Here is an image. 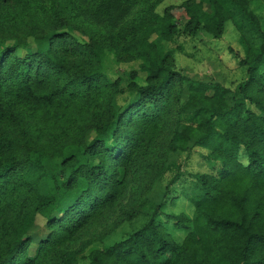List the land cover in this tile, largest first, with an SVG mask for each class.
Returning <instances> with one entry per match:
<instances>
[{"label": "trees", "instance_id": "16d2710c", "mask_svg": "<svg viewBox=\"0 0 264 264\" xmlns=\"http://www.w3.org/2000/svg\"><path fill=\"white\" fill-rule=\"evenodd\" d=\"M163 1L0 0V264H78L96 242L86 264H264V24L248 0L158 14ZM227 22L246 72L234 91L172 69L179 33L217 40ZM130 62L118 105L109 70ZM195 149L211 172L194 176L191 214L168 212L177 197L155 186Z\"/></svg>", "mask_w": 264, "mask_h": 264}, {"label": "rangeland", "instance_id": "374dc122", "mask_svg": "<svg viewBox=\"0 0 264 264\" xmlns=\"http://www.w3.org/2000/svg\"><path fill=\"white\" fill-rule=\"evenodd\" d=\"M183 1L164 0L157 7L156 11L158 14H162L165 7L170 5L178 6ZM248 3L249 10L264 24V0H248ZM74 35L79 37L77 34ZM238 39L239 33L231 22L225 24L224 33L217 40L209 39L201 33L196 37L179 33L174 41L167 45L172 50L171 67L174 71L194 81L212 80L234 91L246 79L245 69L239 66L238 58L234 57L232 53H238L237 56L239 58L243 56L242 47H240ZM137 68V62H130L114 65L109 70L111 80L120 78L123 81L122 92L117 96L118 105H123L129 101L132 93L127 90L128 75L130 71ZM186 121L188 120L184 119L183 122L186 123ZM210 172L211 167L208 159H206V152L204 150L195 149L189 153H182L171 161L168 170L161 176V180L156 184L154 190L161 196L167 189L166 196L177 197L174 205H168V212L191 214V208H188V197L195 189L194 176L197 173ZM44 221V216L38 215L36 217L38 225L42 226ZM115 222L117 224L114 223L111 227H116L117 231L110 234L107 243L119 240L141 228L146 223V219L144 216L139 215L130 221L123 223ZM101 229H103L101 225L95 229H91L90 234L81 241L96 240V232L101 231ZM96 243L88 246L77 256L78 264H86L87 260L85 258L89 252L101 248V245Z\"/></svg>", "mask_w": 264, "mask_h": 264}]
</instances>
